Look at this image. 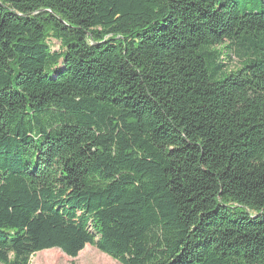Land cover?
Here are the masks:
<instances>
[{
	"label": "trees",
	"instance_id": "obj_1",
	"mask_svg": "<svg viewBox=\"0 0 264 264\" xmlns=\"http://www.w3.org/2000/svg\"><path fill=\"white\" fill-rule=\"evenodd\" d=\"M87 246L264 264V0H0V264Z\"/></svg>",
	"mask_w": 264,
	"mask_h": 264
},
{
	"label": "rangeland",
	"instance_id": "obj_2",
	"mask_svg": "<svg viewBox=\"0 0 264 264\" xmlns=\"http://www.w3.org/2000/svg\"><path fill=\"white\" fill-rule=\"evenodd\" d=\"M53 51H59L60 44L50 40ZM230 65L233 68L239 67V61L232 57ZM30 264H120L98 251L95 247L87 246L77 258L73 259L62 253L60 250H49L40 252L31 257Z\"/></svg>",
	"mask_w": 264,
	"mask_h": 264
}]
</instances>
